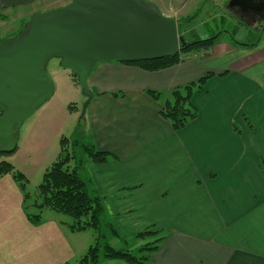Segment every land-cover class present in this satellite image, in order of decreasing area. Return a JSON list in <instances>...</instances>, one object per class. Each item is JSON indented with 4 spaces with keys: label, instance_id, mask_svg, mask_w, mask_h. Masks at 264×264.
Segmentation results:
<instances>
[{
    "label": "crops",
    "instance_id": "0c3cea01",
    "mask_svg": "<svg viewBox=\"0 0 264 264\" xmlns=\"http://www.w3.org/2000/svg\"><path fill=\"white\" fill-rule=\"evenodd\" d=\"M62 1L0 0V35L21 31L33 15L58 8ZM159 13L178 20L163 9ZM263 28L254 48L218 36L208 51L187 54L170 68L149 72L99 63L86 79L92 96L80 122L86 138L110 157L104 164L87 162L83 176L119 236L111 240L135 239L146 230L165 233L146 264H264ZM206 73L224 75L193 93L196 118L173 131L159 115L162 104L172 90ZM148 91L160 98L153 100ZM39 118L29 137L36 146L46 143L49 124L55 138L63 128L53 113ZM48 154L41 155V163L34 161L35 175L42 177L59 151ZM13 167L21 169L17 163ZM19 202L25 205L23 197ZM25 206L23 219L45 231L47 245L56 246L51 251L58 258L46 264H68L64 255L84 251L85 244L78 246L70 235L88 230L71 232L64 219L48 210L33 223ZM4 257L6 264H19L13 250L6 248Z\"/></svg>",
    "mask_w": 264,
    "mask_h": 264
},
{
    "label": "water",
    "instance_id": "95a60500",
    "mask_svg": "<svg viewBox=\"0 0 264 264\" xmlns=\"http://www.w3.org/2000/svg\"><path fill=\"white\" fill-rule=\"evenodd\" d=\"M236 6L264 9V0L229 1V8ZM193 31L200 41L209 38L202 25ZM188 42L178 36L176 21L142 0H74L33 15L15 37L0 40V154L15 150L21 125L53 96L50 59L76 76L88 103L86 79L95 64L159 60Z\"/></svg>",
    "mask_w": 264,
    "mask_h": 264
},
{
    "label": "rangeland",
    "instance_id": "374dc122",
    "mask_svg": "<svg viewBox=\"0 0 264 264\" xmlns=\"http://www.w3.org/2000/svg\"><path fill=\"white\" fill-rule=\"evenodd\" d=\"M73 1L74 0H65L58 3L57 6L60 5L58 8H61L67 6L68 2L72 3ZM149 1L159 12H162L163 9L168 15L175 14V17L178 19L176 22L181 23L187 19H192L191 24L188 27H180L177 31L179 37H184L183 39H186L189 42L193 41V39L199 40L193 32L196 24L203 26L207 36L211 37L220 33V40H231L230 35L226 32L230 33L234 31L236 34V32L239 33L240 31H243L240 34V36L243 35V37L240 38H244L241 39V41L244 40L246 43L252 42L260 37L263 31H251L252 29L248 27L249 29L246 30V33V31L241 29L240 26L237 27L238 25L234 18L235 14L228 9V3L230 0H148L147 2ZM237 7L240 6H236V8ZM19 32L13 31L12 33L0 35L2 36L0 37L2 38L0 40L13 38ZM46 71L53 83V96L21 125L18 131V142L15 152L0 155V162L4 161L12 166L13 163H17L19 168H21L19 169V173H22L23 171L29 176V179H26L25 192L21 190L20 183L16 182L12 175L1 177L2 179L0 178V248L4 243L7 244L1 248L0 264L7 263L4 259L6 248L7 251L13 250V257L18 260L19 264H46L47 260H51L53 263L58 258L57 255H54L51 251V247L55 248L56 246L47 245L49 242L42 233L45 231L37 230L28 224L23 219L24 214L20 210L24 209L23 207L26 205L25 211H27V216L40 215L34 205L40 201L37 186L40 184L42 177L37 174L35 175L34 172H32L33 163L34 161L36 165L37 162L41 163L42 159L39 160V158L43 153H50L48 155L57 154L60 150L59 144L62 138L70 139L77 126L83 129V126L81 125L83 123L81 122L84 120L83 112L87 98L82 93L79 86L74 82L70 71L60 66L58 59H50L46 65ZM44 112H48L49 114L53 113L55 116H58L61 119V123H63V128L62 132L58 134L57 138H55L54 131L48 129L50 127L49 124L45 135L47 140L46 143L36 146L32 144L29 137L32 133L31 131L34 124L40 119L39 117ZM43 120L44 118H42V121ZM39 122H41V119ZM73 153L76 154L77 151L74 150ZM25 194H28V198L26 200L23 198L25 205L22 207L19 199L24 197ZM55 215L65 220V226L68 227L70 225V218L59 214ZM164 234L165 233L163 232L161 235L164 236ZM70 236H74V241L75 239H78V246L81 247L85 244V249L80 255H78V252L82 249L74 250L71 254L64 255L69 258L66 260L68 264H77L79 259L86 252L88 246L92 243L93 231L88 230L85 233ZM74 241L71 244H73ZM108 243L115 250H129L135 253L136 249L143 242L136 239L111 240V238H109ZM59 257L62 258V254H59ZM113 263L126 264L117 261H114ZM113 263L107 261L103 262V264Z\"/></svg>",
    "mask_w": 264,
    "mask_h": 264
},
{
    "label": "trees",
    "instance_id": "16d2710c",
    "mask_svg": "<svg viewBox=\"0 0 264 264\" xmlns=\"http://www.w3.org/2000/svg\"><path fill=\"white\" fill-rule=\"evenodd\" d=\"M191 21L192 19H187L181 23L177 22V31L180 27H188ZM226 33L229 34V32ZM219 35L220 33L209 36L204 41L193 39V41L181 45L179 52L171 57L135 63L115 62L135 66L149 72L163 70L179 64L183 61L182 57L187 54L208 51L215 44ZM234 35V31L230 32L233 44L240 48H254L260 40L258 38L246 43V41H236ZM223 75L224 73L219 75L206 73L195 82L175 88L168 94L162 104L159 111L160 117L169 123L173 131H180L189 121L196 118L197 109L191 102L193 93L203 92L209 79ZM71 77L78 86L76 76L71 73ZM88 90L92 93L89 87ZM147 94L155 101L160 98L158 92L148 91ZM59 146L60 150L56 160L44 172L41 182L37 186L40 201L34 207L39 213L48 210L70 218L71 223L68 229L71 232L93 231V243L77 264H103L104 261L146 264L151 259L152 254L158 250L159 244L165 236L161 235V231L146 230L135 237L136 240L143 241V244L135 253L129 250H115L112 248L108 243V239H119V236L108 221L100 198L93 193L90 182L83 176L87 162L104 164L110 154L98 151L93 143L86 138L83 129L78 126L74 129L70 139L62 138L60 140ZM74 150L77 151L76 154L73 153ZM5 175H12L13 179L20 183L21 190L25 192L26 178L16 171L11 164L2 161L0 162V178ZM23 198L26 200L28 194H25ZM39 218L40 215L28 216V219L33 223L38 222Z\"/></svg>",
    "mask_w": 264,
    "mask_h": 264
},
{
    "label": "flooded vegetation",
    "instance_id": "af4514ba",
    "mask_svg": "<svg viewBox=\"0 0 264 264\" xmlns=\"http://www.w3.org/2000/svg\"><path fill=\"white\" fill-rule=\"evenodd\" d=\"M253 2L257 4L262 2V0H253ZM255 9L256 8L242 9L241 7H234L230 10L235 14L234 18L241 29L246 31L249 29L248 27H250V29H252L251 31H258L264 26V9H259V7H257V10Z\"/></svg>",
    "mask_w": 264,
    "mask_h": 264
}]
</instances>
